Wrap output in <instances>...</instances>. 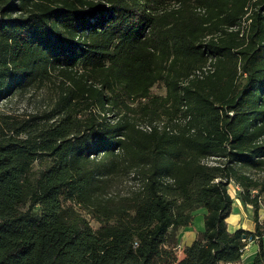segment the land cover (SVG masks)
Listing matches in <instances>:
<instances>
[{
	"label": "trees",
	"instance_id": "16d2710c",
	"mask_svg": "<svg viewBox=\"0 0 264 264\" xmlns=\"http://www.w3.org/2000/svg\"><path fill=\"white\" fill-rule=\"evenodd\" d=\"M53 80L0 114V264H264V0H0V103Z\"/></svg>",
	"mask_w": 264,
	"mask_h": 264
},
{
	"label": "crops",
	"instance_id": "0c3cea01",
	"mask_svg": "<svg viewBox=\"0 0 264 264\" xmlns=\"http://www.w3.org/2000/svg\"><path fill=\"white\" fill-rule=\"evenodd\" d=\"M229 191H233L235 194V187L230 186ZM195 213V212H194ZM205 212L202 213V220L197 224L195 223V215L193 217L192 224L188 227L183 228L177 235V256L180 259L182 257L181 248L190 245L199 233L204 230L203 217ZM259 223H264V214L262 209L258 212ZM227 228L229 232H234L236 230L242 229L246 231H253L252 214L249 207L242 205L239 201H234L232 212L230 216L226 219ZM261 244L264 247V235L261 237ZM253 244H255V250L252 249ZM258 250V243H252L249 246L248 251H246L241 257L242 264H252L254 255ZM251 262V263H250Z\"/></svg>",
	"mask_w": 264,
	"mask_h": 264
},
{
	"label": "rangeland",
	"instance_id": "374dc122",
	"mask_svg": "<svg viewBox=\"0 0 264 264\" xmlns=\"http://www.w3.org/2000/svg\"><path fill=\"white\" fill-rule=\"evenodd\" d=\"M53 82L46 84L42 89L34 92H29L24 96H17L12 99H8L0 103V114L10 115L19 120L28 118L31 114H41L42 112L48 110L53 99ZM231 196L234 201L236 199V193L230 191ZM205 209L200 208L195 211V223L197 224L202 220V213ZM255 244H253L252 249L255 250ZM251 263V262H250Z\"/></svg>",
	"mask_w": 264,
	"mask_h": 264
},
{
	"label": "built area",
	"instance_id": "2783aa9c",
	"mask_svg": "<svg viewBox=\"0 0 264 264\" xmlns=\"http://www.w3.org/2000/svg\"><path fill=\"white\" fill-rule=\"evenodd\" d=\"M246 23H248V21H247V22H243V23H242V27L246 26ZM235 191L237 192V191H239V189H238L237 187H235ZM256 240H257V237H249V238L246 240V243L244 244V246H243V248H242V250H241L242 255H243L246 251H248L249 246H250L252 243L256 242Z\"/></svg>",
	"mask_w": 264,
	"mask_h": 264
}]
</instances>
